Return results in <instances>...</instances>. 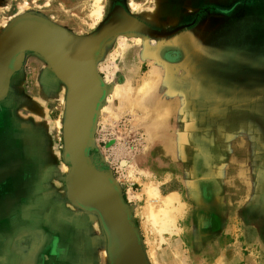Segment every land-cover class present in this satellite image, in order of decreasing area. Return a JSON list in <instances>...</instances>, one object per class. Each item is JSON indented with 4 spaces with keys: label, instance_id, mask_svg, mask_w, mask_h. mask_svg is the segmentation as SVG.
<instances>
[{
    "label": "rangeland",
    "instance_id": "rangeland-1",
    "mask_svg": "<svg viewBox=\"0 0 264 264\" xmlns=\"http://www.w3.org/2000/svg\"><path fill=\"white\" fill-rule=\"evenodd\" d=\"M98 1L0 0V32L31 13L90 34L112 4ZM118 1L157 28L182 26L165 40L113 37L96 62L106 94L90 154L129 206L147 263L264 264V0ZM45 67L30 55L0 99V264H59L49 252L74 212L99 244L72 264H109L98 216L68 197L66 86ZM152 188L176 197L171 222L152 221L164 206Z\"/></svg>",
    "mask_w": 264,
    "mask_h": 264
},
{
    "label": "water",
    "instance_id": "water-1",
    "mask_svg": "<svg viewBox=\"0 0 264 264\" xmlns=\"http://www.w3.org/2000/svg\"><path fill=\"white\" fill-rule=\"evenodd\" d=\"M24 13L13 18L0 32V99L6 95L10 76L26 53L40 56L53 75L66 86L63 122V158L69 164L66 188L70 201L94 212L106 237V251L114 264H148L140 237L130 219L129 206L108 172L91 163L93 128L106 86L96 70L103 41L113 35V22H102L92 33L75 34L54 22ZM134 232L136 235H134Z\"/></svg>",
    "mask_w": 264,
    "mask_h": 264
},
{
    "label": "flooded vegetation",
    "instance_id": "flooded-vegetation-1",
    "mask_svg": "<svg viewBox=\"0 0 264 264\" xmlns=\"http://www.w3.org/2000/svg\"><path fill=\"white\" fill-rule=\"evenodd\" d=\"M32 15L36 16V17L31 18L32 20H35V21H42L43 19H47L40 15H36V14H32ZM108 21L113 22L115 27L113 30V35L106 38L103 41L101 50H103L104 47L110 43V40L113 37H116L119 35H136L142 38L144 37L145 39H148V40H151V39L165 40L169 37L174 36L175 34H178L179 28L182 27L181 25H177L175 27L170 28L169 30H163V29L157 28L149 24L146 20H143L141 17L128 12L124 8V6L120 4L118 0H112V4L111 6H109L108 11L106 12V15L102 22L106 23ZM32 54L33 53H26L23 56L22 64L20 68L14 71V73L10 76L9 84L10 82L13 81V79H15L18 72H20V70L22 69V66L26 58H28ZM49 77L50 76H47V75L44 76L45 81L47 80L45 83L49 81ZM90 152H91V148L87 151V155L89 156L91 163L94 165ZM132 224L134 226L133 222ZM134 235H136L135 232H134ZM110 239H111V244H112V251H111L112 263L111 264H114V256H115L114 249H115L116 239L112 234L110 235Z\"/></svg>",
    "mask_w": 264,
    "mask_h": 264
},
{
    "label": "crops",
    "instance_id": "crops-1",
    "mask_svg": "<svg viewBox=\"0 0 264 264\" xmlns=\"http://www.w3.org/2000/svg\"><path fill=\"white\" fill-rule=\"evenodd\" d=\"M46 72H47V74L50 73L49 75H52L54 77V75L48 69L46 70ZM55 79H56L55 77L51 78L52 81L53 80L56 81ZM64 118H65V114H64ZM97 119H98V115L96 116V120L94 123L93 135L95 133V129L97 126L96 125ZM63 122H64V119H63ZM172 193H174V192H170L169 194H172ZM144 207H141L140 214L143 217V219L145 220L147 215L146 216L143 215L142 210ZM77 215L78 214H75V212H74V215L71 214L69 216L68 220H67V218L65 220H62L64 222H62L60 225L58 224L59 226L56 228L57 232H59L61 235H63V233H64V236L66 237L63 248L58 249L53 244L54 250H51V252H49L50 256L55 257V260L59 264H61V263L72 264V263H79V262L81 263L83 261H86L85 260L86 257L87 258L90 257V261H91L92 258L95 256L94 255L95 254V246L99 244V240H98L97 236H92V234L88 233L87 222H84V224H83V222H80L79 219H81V216H77ZM82 224L84 225L83 227L81 226ZM53 230H55V229H53ZM59 230H61V232ZM72 232H75V233L72 235ZM84 235H86V236H84ZM77 236H78V238H77ZM73 238H75V240ZM58 240H59V238H58ZM46 247H49V245ZM84 248H85V251H87L85 256L81 255V253L84 251L83 250Z\"/></svg>",
    "mask_w": 264,
    "mask_h": 264
},
{
    "label": "bare ground",
    "instance_id": "bare-ground-1",
    "mask_svg": "<svg viewBox=\"0 0 264 264\" xmlns=\"http://www.w3.org/2000/svg\"><path fill=\"white\" fill-rule=\"evenodd\" d=\"M95 1L97 2L98 0H95ZM92 10H93L94 14H96V15L99 13V9H98L97 5H94V8ZM122 164H123V162H122ZM149 192H150L149 195H151L150 203H152V206H154L153 204H156L157 202H162V203L164 202L163 203L164 206L161 207V209L158 212H154L153 209H150L149 215L151 216L152 221L154 223H156L158 221V218H159L160 214L162 213L163 215L166 216V220L171 222L172 219H173V216H172L173 214H170L168 209L170 208V206L174 205V203L176 201V197L174 195L173 196L169 195L168 199H166L165 201H162V199H160L159 196H157V193H156V191L153 188L150 189ZM168 206H169V208L167 209Z\"/></svg>",
    "mask_w": 264,
    "mask_h": 264
}]
</instances>
